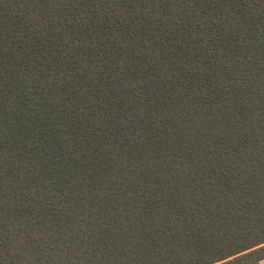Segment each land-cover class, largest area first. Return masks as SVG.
<instances>
[{"label": "trees", "instance_id": "trees-1", "mask_svg": "<svg viewBox=\"0 0 264 264\" xmlns=\"http://www.w3.org/2000/svg\"><path fill=\"white\" fill-rule=\"evenodd\" d=\"M264 0H0V264H260Z\"/></svg>", "mask_w": 264, "mask_h": 264}, {"label": "crops", "instance_id": "crops-1", "mask_svg": "<svg viewBox=\"0 0 264 264\" xmlns=\"http://www.w3.org/2000/svg\"><path fill=\"white\" fill-rule=\"evenodd\" d=\"M260 264H264V259L260 262Z\"/></svg>", "mask_w": 264, "mask_h": 264}]
</instances>
